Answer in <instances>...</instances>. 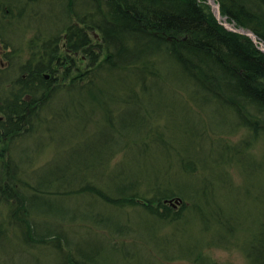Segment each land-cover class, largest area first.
<instances>
[{
	"label": "rangeland",
	"instance_id": "1",
	"mask_svg": "<svg viewBox=\"0 0 264 264\" xmlns=\"http://www.w3.org/2000/svg\"><path fill=\"white\" fill-rule=\"evenodd\" d=\"M206 2L209 5V0ZM80 5L84 6L82 0H0V57L5 49L10 61L9 67L2 68L0 63V94L6 91L8 80L19 77L22 65L28 61L33 65L35 59L47 60L56 44L66 40L64 30L75 17L72 7L81 11ZM90 7L94 11L93 6ZM88 36L97 43L92 32ZM63 54L61 51L58 55L62 57ZM78 54L72 57L74 61L67 57L68 63L65 62L71 69L70 76L78 73L76 66L85 69L88 63L87 59L84 63L79 61ZM106 54L104 49H96L100 62L98 69L88 73V79H94V84H89V91L79 94L78 87L70 91L65 87L69 79L55 83L54 89L64 88L52 92L45 106L33 116L32 129L26 123L29 130L25 129L28 131L25 135L17 133L0 141V178H4L6 167L14 170L13 179L16 189L20 190L13 198L0 195V264H77L75 260L83 264L76 254L77 248L85 245V240H90L85 250L92 254L90 264H197L193 256L189 257L191 248L186 255L167 258L175 255L169 249L175 250L173 247L177 248L179 244L185 248L192 243L200 246L201 264H264L255 262L254 255H248L257 241H264V109L219 91L224 100L236 102L243 111L242 116L252 121L256 130L241 123L237 125V116L230 108L227 111L216 108L214 100L221 98L207 96L210 100L204 103V93H197L190 83L180 81L179 72L174 69L176 65L168 62L164 55L149 59L148 65L136 63L117 67L112 65L115 56L106 58ZM158 68L166 73L161 75L156 86L151 87V92H141L132 71H157ZM119 71L120 76L116 74ZM122 71H127V76ZM151 80L148 75L147 87ZM99 89L102 91L98 93ZM109 93V97L113 95L115 99L106 105V109L114 117L117 132L123 134L114 144L105 142L116 132L110 130L104 118L107 111L101 108L108 102L106 96ZM148 123L152 125V136L162 135L164 142H151L145 137L137 141L139 145L148 141L149 153L145 157L140 155V146L127 143L123 151L115 152L109 165L103 168L101 180L94 178L96 180L88 185L99 190L100 196L113 201L125 197L123 193L129 187L139 193L150 187L168 189L166 176L174 173L173 177L168 176L169 182L187 192L181 183L174 182L178 179L179 158L189 154L210 164L222 157L219 165L217 163L208 170V177L216 176V192L224 193L225 202H228L224 204V211L231 214V218L238 217L240 226L225 231L224 240L219 238L221 232L217 229L220 225L211 217L210 227L206 230L196 220L181 237L177 234L173 238V245H165L162 236L170 233L173 228L170 224L160 222L159 228H153L149 223L156 222L145 216L139 207L113 206L95 194L93 188L89 190L93 193L81 192L85 181L80 184L70 177L73 171L76 174L85 166L91 169L96 156L107 160L112 149L123 146L124 137L145 134ZM201 125L206 135L197 137L194 130ZM119 162H122L120 167ZM54 166L62 171L65 180H69L67 183L59 186L57 179H44L55 170ZM117 169L124 175H114ZM222 170L226 171L231 185L218 178ZM136 171L140 177L134 174ZM198 175L199 178L200 173ZM112 183L120 185L112 186ZM190 183L194 184V181ZM224 184L232 186L233 193H228ZM217 186H223L222 190ZM46 204L50 205L51 211L45 209ZM18 207L23 208L22 216L32 222L34 229L52 228L61 232L62 237L54 235L33 242L25 232V223L17 219ZM106 217L119 221L116 225H122L117 229ZM256 229L259 234L255 237ZM183 236L188 237L185 243ZM63 237L68 241L65 242Z\"/></svg>",
	"mask_w": 264,
	"mask_h": 264
},
{
	"label": "trees",
	"instance_id": "2",
	"mask_svg": "<svg viewBox=\"0 0 264 264\" xmlns=\"http://www.w3.org/2000/svg\"><path fill=\"white\" fill-rule=\"evenodd\" d=\"M89 1L88 4L86 1L82 0L84 6L80 5L81 11H77L76 8L72 7V12H74L75 17L72 19L73 22L69 23L67 25L68 27L64 30L67 47L73 51H78L80 49L84 51V55L88 60L85 69L76 66L78 69L76 76L43 79L42 73L49 68V66H39V64H37V66L31 70L29 63L22 65V72L30 71L33 75L36 71V74L33 80H31L32 76H30L23 79L18 78L21 81H12L8 83L6 91L0 94V141L8 137L12 138L14 137L13 135L17 133H24L25 135V133L28 132L26 130H29V126L25 124H31L33 116H35L39 109L45 106V101L52 96V92H55L58 88H64L58 86L54 89L52 86L55 85V83L59 81L62 83L63 80L66 81V79H69L70 81L66 83L65 87L70 91L78 89L79 94H84L86 90L89 91V84H94V79H88V73L98 69L97 66L100 62V59L96 55L97 48L106 51V58H108V56H115V62H113L112 65L117 67H119V65H134L136 63L148 65L149 59L151 61L154 57L155 60L158 56L164 55V58L168 62L176 65L174 69L178 70L180 81H183L184 84L190 83L197 93L200 91L204 93V103H206V100H210L208 97L221 98L214 100L217 105L212 101L216 108L220 107L224 111L230 108L237 116V125L241 123L243 126L245 125L256 130L253 122L245 115L242 116V110L236 105V102L233 100H231L233 102H230V99L224 100L223 95H221L219 91L223 90L233 99L236 98L239 100L238 98H241L246 101L248 105L251 104L254 105V107L256 106L257 108L264 109V52L259 49L258 44L254 43L249 36L224 28L215 18L211 9H209L206 0ZM215 2L218 3L222 17H225L228 22L233 23L239 28L251 30L256 35L258 41L264 43V0H215ZM85 4L87 6H85ZM90 6H93L94 11H92ZM89 32H92V36L95 34L98 36L96 37L98 40L97 43L93 42L92 38L88 36ZM56 49L57 48L54 47V50L51 52V57L49 58L50 62L54 61L57 52ZM144 71H147L148 75L152 77L149 87H147L146 84L148 75L147 72ZM120 72L121 71L116 74L120 76ZM122 72L127 76V71ZM165 73L163 69L161 70L159 68L157 71L154 69L132 71L134 80L140 84L141 92H151V87L156 86V83H158V80L162 77L161 75ZM87 79L88 83H85ZM219 86L220 88H218ZM97 91L99 93L102 89ZM107 95L106 99L108 102L102 104L104 107L101 106V108L107 111L104 118L110 130L116 132V135H112L105 142L107 144H114L123 134L117 132L115 121H113L114 117L106 109V105L114 101L115 97L113 95L109 97L110 93ZM92 110L91 108V111ZM148 116L150 117L152 115L149 114ZM31 126L32 125H30V130L32 129ZM151 128L152 125L148 123L147 132L145 134L133 138L124 137L123 142L125 143L123 146L119 147L117 150L112 149L109 152L110 155L107 160L103 158L99 159V157L96 156L91 169L85 166L76 174H74L73 171L72 174H70L73 181L78 180L80 184L82 181H85L83 182L84 185H82L83 188L81 192L93 193L95 191V194L101 195L100 192H98L99 190L95 187H90L88 184L96 179V181L101 180L100 175L104 173L102 172L103 168L109 165V160H112L115 152H118V150L123 151V147H126L127 143H134L136 146H140V155L145 157V155L149 153V149L146 147L148 146V141L144 140L143 143L140 142L141 145L138 144L144 137L151 142H164L161 138L162 135L152 136L153 130H151ZM198 128L194 130L195 136L206 135V131L202 128V125ZM222 159L223 158L220 157L214 159V161H212L213 163L207 164V162L198 161L189 154H183V156L179 158V163L176 167V178H178V181L174 179V182L177 184L181 183L187 189V192L181 190V186H172V182L170 183V179L168 178L169 175L173 177L174 173H171L166 176V181H168L170 185L168 189L154 190L155 188L153 189L150 187L146 192L139 193L129 187L127 192L123 193L125 197H117L114 198L113 201L107 197H100L105 198L106 201L113 206L125 205L132 208L139 207L140 210L145 213V216L150 217V219L156 222V224L149 223L153 228L158 227L160 222L170 224L173 227L172 230L168 235L162 236V239H165V245H173V238H176L177 234L181 237L182 232H184L186 228L189 229L191 224L196 220L201 223L202 229L206 230L210 227L212 218L220 225L217 229L221 232L219 238L220 240H224L225 231H233L239 224L238 217L234 216V218H231L230 216L232 215L226 214L224 211V208H226L225 205L228 202L227 200L225 202L224 193L216 192L214 182L216 176L213 177L210 175V177H208V170L212 169V166H216L217 163L219 165ZM121 163L122 162L118 163L119 167ZM5 169L4 178H0V195L3 194L6 199L7 197L13 198L20 194V190L16 189V182L13 179L15 171L8 169V167ZM118 169L114 171V175L123 173L118 171ZM217 169L218 168H216V170ZM49 170H51V168H49ZM52 170H54V168H52ZM222 171L223 173H221L218 178L225 182L228 181L227 183L231 185L228 176H226V171ZM92 172H94V175L91 176L90 173ZM108 172L110 175L109 170ZM50 173L51 175H49V177L46 176L43 178L48 181L57 179L56 182L60 181L57 184L59 186L69 181L65 180L64 174L58 167H55V170ZM199 173L200 177L198 178ZM134 174L140 177L137 171ZM81 175L83 177L79 180ZM104 177L106 178V176H103V178ZM191 181H194V184L190 183ZM114 185L119 186L120 184L112 183V186ZM225 185L226 184H224V187L227 188V192L233 193V187ZM222 187L217 186L219 190H222ZM90 189L94 191H89ZM150 191L152 192L148 195ZM179 197L182 201L179 204H175V206L169 202H165L168 199L173 200ZM18 209L20 214L19 212L16 214L17 219L25 223V232L33 242L38 240V243L42 238L54 235L57 238L62 237L61 232L59 233V231L52 230V228L49 229L48 227L37 231L34 229L32 222L22 216L23 208L21 209V207H18ZM45 209L51 211L50 205L46 204ZM226 211L229 213L228 210ZM54 212L57 213L55 210ZM106 220L117 226V229L122 225H116L119 221H113L108 217H106ZM146 227L148 230L149 227ZM255 231H257V229ZM258 234L257 231L255 237ZM262 235L264 236V233H262ZM63 238L65 240L66 237ZM25 239L29 241L26 236ZM187 240L188 237L183 236V242L185 243ZM66 241L68 240H65V242ZM85 241L86 243L84 246L77 248L78 254H76V256L80 257L81 263L90 264L93 260L92 254L85 252V250L88 249V245H90V240ZM193 244L194 243H192V245ZM192 245H187L183 248L179 244V247H173L175 250L168 248L173 253L175 252V255H171L167 258L180 256L181 254L186 255L191 248L192 255L189 257L193 256V261L197 264H201L200 260L202 257L199 252L200 246H198V243L193 245L194 247H192ZM161 248L162 250L165 249V252L167 251L166 248ZM179 249L181 250L179 251ZM248 255H254L255 262H264V241H257L256 245L248 252ZM77 262L79 263L78 260H75V263Z\"/></svg>",
	"mask_w": 264,
	"mask_h": 264
},
{
	"label": "flooded vegetation",
	"instance_id": "3",
	"mask_svg": "<svg viewBox=\"0 0 264 264\" xmlns=\"http://www.w3.org/2000/svg\"><path fill=\"white\" fill-rule=\"evenodd\" d=\"M5 17V15L3 16ZM95 37H98L95 34ZM55 48H57V52H56V56L54 57V61L50 62V57H51V52L49 55H47V60L44 59H39L36 60L35 59V63L32 65L30 61L29 62V67L31 68V70L34 69L35 66H37V64H39V66H49V68H47L43 73H42V77L44 78H55V77H66V76H70L71 73V69H69L68 67L65 66V62L68 63L67 57L71 58L73 61L74 59L72 58L73 56H76V58H79V61H82V63H84L86 61V56L84 55V51L82 49L78 50V51H73L72 49L67 47V41L65 40L64 42L61 41V43H57ZM61 51H64L63 56H59L58 54L61 53ZM4 55V56H3ZM9 55V53L6 54V50H2L1 52V57H0V63L2 65V68L4 67H9L10 66V61L9 58L7 57ZM56 64V65H55ZM55 65V69H52L53 66ZM65 66V67H64ZM84 69V68H83ZM21 74L19 75V77L14 78L12 80H8L7 82H12V81H21L20 79L26 78V77H30L32 76L31 80H33L34 75L36 74V71L33 73V75L31 74L30 71H26V72H22V67L20 69ZM2 74V73H1ZM20 78V79H18ZM3 82H5L3 80Z\"/></svg>",
	"mask_w": 264,
	"mask_h": 264
},
{
	"label": "water",
	"instance_id": "4",
	"mask_svg": "<svg viewBox=\"0 0 264 264\" xmlns=\"http://www.w3.org/2000/svg\"><path fill=\"white\" fill-rule=\"evenodd\" d=\"M208 3H209V5H211V9H213V14L215 15V18L223 25L224 28L231 30L233 32L242 33L246 36L248 35L251 38V40L254 41V43L259 44L258 45L259 49L264 52V43L259 42L256 35L251 30L239 28V27L235 26L233 23L228 22V20L225 19V17L221 16L218 3H216L215 0H209ZM181 201H182V199L179 197V198H174L173 200L168 199L165 202H169L170 204L175 206V204H179Z\"/></svg>",
	"mask_w": 264,
	"mask_h": 264
}]
</instances>
